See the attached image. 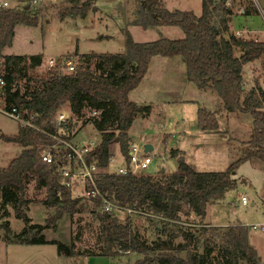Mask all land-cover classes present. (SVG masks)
Listing matches in <instances>:
<instances>
[{"label": "trees", "instance_id": "16d2710c", "mask_svg": "<svg viewBox=\"0 0 264 264\" xmlns=\"http://www.w3.org/2000/svg\"><path fill=\"white\" fill-rule=\"evenodd\" d=\"M130 1L136 5L130 11L129 25H140L146 30H157L165 25L178 26L184 31L183 38L161 36L140 42L126 30V52L76 53L79 54V63L74 71H63L61 67L67 65L61 61L43 74L36 71L44 64L43 54H4V49L13 44L18 24L37 25L38 11L30 6L19 9L0 5V77L5 80L4 95L9 107L16 105L24 119L33 123L32 126L20 125L18 133L11 136L0 129L1 140L22 147L8 165L0 166V198L3 199L0 220L6 219L0 224L5 230L4 239L30 245L52 242L65 256H118L120 252L114 253L112 248L119 244L125 251L141 254L143 258L138 262L141 264L154 261L158 264H214L211 255L220 248V251L224 249L221 264H227L226 255L233 256L235 261L241 259L249 264H261L256 248L249 243L245 227H231L222 232L217 228L210 231L205 228L197 239L192 232L181 230L179 234L172 227L167 230L158 227L160 236L148 243L139 231L133 229L130 218L122 221L116 214L104 211L99 202L91 200L92 212L99 222V252L81 251L76 249L75 241L64 243L47 239L44 233L66 212L80 211L87 199L66 194L65 199H60L59 163L44 162L41 157L47 146L58 143L52 134L59 130L56 124L59 110L69 105L78 121L86 117V109L100 112L83 120H92L102 134L90 159L102 169L107 168L110 157L115 154L113 145L118 143L125 151L134 120L148 118L154 110L153 104L138 103L129 96L145 77L155 56L182 58L187 79L200 90L217 91L222 99L221 105L230 113H251L254 126L250 138L238 160L221 172L198 171L184 159L179 148L170 151L171 158H177V170L169 174L165 169L151 175L103 172L99 185L108 196L123 207L137 208L168 220H178L182 214H194L204 220L208 205L221 202L226 192L237 186L234 174L242 162L259 160L264 163V88L257 82L247 90L242 71L245 64L264 55V41L239 37L231 32V17L235 11L227 6V0H219L218 4L215 0H203V11L199 16L191 10H171L162 0ZM55 7L61 19L84 18L99 9L95 0H66ZM244 13L250 11L245 8ZM23 81L26 82V91L21 92L18 86ZM197 124L201 130L217 131L218 112L199 106ZM59 136L70 139L66 133ZM33 181L36 188L46 189V204L55 209L45 225L32 223L27 214L32 201L27 197V189ZM7 205L12 206L14 215L24 222L20 232H13ZM163 234L166 238L162 237ZM180 235L185 241L175 243L174 239ZM191 244L202 246L203 252L191 249Z\"/></svg>", "mask_w": 264, "mask_h": 264}, {"label": "rangeland", "instance_id": "374dc122", "mask_svg": "<svg viewBox=\"0 0 264 264\" xmlns=\"http://www.w3.org/2000/svg\"><path fill=\"white\" fill-rule=\"evenodd\" d=\"M63 1L66 0H0L1 3H7V8L24 9L29 4L32 10L38 11L39 14L37 25L18 24L13 44L4 49L5 54H43L44 64L36 69L37 73L43 74L50 68L51 58L64 64L67 57H70L77 65L79 54L126 52V30H129L134 39L140 42L156 40L161 36L174 39H182L184 36V31L180 27L171 25H166L163 30H146L140 25L129 27L126 13L129 21L130 11L136 5L134 1L128 0L127 12L123 0H95V4L99 7L97 11L89 12L84 18L61 19L55 6ZM162 2L171 10H191L198 16L202 14L204 4L203 0H162ZM218 2L219 0H215V4ZM226 2L227 6L235 11L234 16L231 17V32L235 34L236 30H241L246 38H258L264 41V17L260 11V7L264 9V0H227ZM241 8L248 9L250 13H238ZM176 59L168 60L174 61L171 65L163 63L161 66L155 64L149 67L141 83L129 96L138 103H151L154 106L148 118L138 117L134 120L132 135L129 133L132 138L143 136L140 140L143 151L148 143L154 146L149 154L153 161L145 173L156 174L161 169H165L167 174L173 172L169 161L173 160L176 163L177 158H171L172 148L183 151L184 159L192 163L198 171L226 170L238 160L250 138L254 126L252 115L228 112L221 105L222 99L218 92L213 89L200 90L193 81L187 79L183 59L180 57ZM63 71L67 72L65 69ZM242 71L244 87L247 90L252 89L257 82L264 88V55L245 64ZM18 87L21 92L26 91V82H21ZM199 106L218 112L217 131L208 132L199 128L197 124ZM62 109L70 112V119L58 128L62 133H68L73 143L98 144L101 141L102 134L92 120L86 122L83 120L97 116L100 112L95 113L86 109V117L78 121L69 105ZM19 126L20 123L16 118L0 111V129L3 133L10 136L17 134ZM21 150V146L0 139V166L8 165ZM112 150L115 154H120L122 147L116 143ZM234 176L237 186L228 190L221 202L208 205L204 220H200L194 214L187 216L182 214L178 220H168L163 216L142 211V213L136 212L130 218L133 229L139 231L142 238L151 243L160 236L161 232L158 230L160 227L163 230L172 227L179 234L182 231L192 232L197 239L205 228L209 229L208 231L217 228L222 232L231 227L242 226L248 229L249 243L256 248L259 261L264 264V231L260 227L264 224V163L259 160L242 162ZM15 196H18V193H15ZM243 196L247 197V202H243ZM27 197L32 200L27 209L32 223L45 225L55 210L50 208L48 203L46 204V189L36 188V183L33 181L27 189ZM2 203L3 199L0 198V204ZM92 203L86 199L80 211L66 212L55 226L44 230L47 239H58L64 243L75 241L76 249L99 252V222L92 212L94 208ZM6 209L10 211L9 221L13 232H20L24 228V222L14 215L12 206L7 205ZM121 214L125 215V213ZM125 219L121 218L122 221ZM5 220L1 219L0 223ZM5 235V230L0 224V264H141L138 262L143 258L141 254L117 247L113 252L119 251L118 256H65L59 253L55 243L31 245L10 243L4 239ZM162 237L166 238L164 234ZM174 241L178 243L185 240L183 235H180ZM190 247L200 253L203 252V247L200 245L191 244ZM223 253L224 249L220 251V248H217L211 255L212 262L221 264ZM224 260L227 264H249L241 259L235 261L231 255H226ZM145 264L158 263L154 261Z\"/></svg>", "mask_w": 264, "mask_h": 264}, {"label": "built area", "instance_id": "2783aa9c", "mask_svg": "<svg viewBox=\"0 0 264 264\" xmlns=\"http://www.w3.org/2000/svg\"><path fill=\"white\" fill-rule=\"evenodd\" d=\"M0 5L3 7L8 6L5 2H0ZM260 11L264 17V9L260 7ZM241 12L244 13L245 8L238 10V13ZM235 35L245 37L244 32L241 30H236ZM64 62L67 67H61L62 69L67 70V72L74 71L76 67L74 59L67 57ZM57 64L58 62L56 59L51 58L49 60L50 67L57 66ZM4 84V78L0 77V111L16 118L22 126H32V121L24 119L16 105L12 104L10 107L8 106L6 95H4L3 91ZM57 117L58 127H60L63 122L70 119V112L62 109L59 111ZM60 133L62 132L58 130V133L52 134L58 143L47 146L41 153L44 162L59 163L57 177L61 186L58 192V197L60 199H65V194L71 197H85L91 201L99 202L104 211L114 213L120 219L131 218L136 212L142 213V211L137 208L123 207L118 202L116 203V201L108 196L107 192L101 189L99 178L103 172L123 175L145 174V170L150 167L153 160L152 157L149 156L150 152L143 151V147L140 143L143 136H138V138L129 136L127 149L125 151L122 149L120 154L112 155L108 161V167L102 169L97 162L90 159V154L98 147V144H94L93 142L81 144L73 143L71 139L60 137ZM67 136L69 137L68 133ZM242 200L243 202L248 201L246 196H243ZM121 213H125V215ZM260 227H262L264 231V224H261ZM254 228H256V226H254ZM116 247L121 249V245L119 244L115 245L112 249L116 251Z\"/></svg>", "mask_w": 264, "mask_h": 264}, {"label": "crops", "instance_id": "0c3cea01", "mask_svg": "<svg viewBox=\"0 0 264 264\" xmlns=\"http://www.w3.org/2000/svg\"><path fill=\"white\" fill-rule=\"evenodd\" d=\"M4 3V2H3ZM6 3V2H5ZM123 3L125 4L126 6V11L128 12V0H123ZM235 14V13H234ZM126 22H127V25L129 26V22H128V15L126 13ZM231 25V24H230ZM135 26H138V25H130L129 27H135ZM166 26V25H165ZM165 26H162L161 28H159L160 30L162 29H165ZM178 27V26H177ZM129 31V30H128ZM5 54V52H4ZM9 54H15V53H9ZM9 54H6V55H9ZM160 57H163V56H155L153 57L152 61H151V64H150V68L153 67V65H158V66H161L163 63H165L166 65H171V63L173 62H170L168 60H177L176 58H179V57H163V58H160ZM184 61V60H183ZM185 63V62H184ZM186 65V64H185ZM186 73V72H185ZM187 74V73H186ZM133 128V127H132ZM130 135H132V129L130 130Z\"/></svg>", "mask_w": 264, "mask_h": 264}, {"label": "water", "instance_id": "95a60500", "mask_svg": "<svg viewBox=\"0 0 264 264\" xmlns=\"http://www.w3.org/2000/svg\"><path fill=\"white\" fill-rule=\"evenodd\" d=\"M30 5L28 4V5H26L25 7H29ZM116 141H118V138L116 139ZM154 149V146H153V144L152 143H148V144H146L145 145V151L146 152H151L152 150ZM169 164H170V166L172 167V169H173V171H176L177 170V165H176V163L173 161V160H170L169 161ZM172 205H170V207H171Z\"/></svg>", "mask_w": 264, "mask_h": 264}]
</instances>
